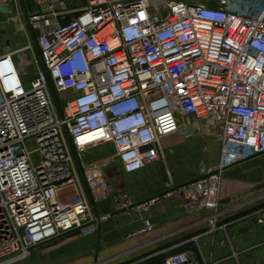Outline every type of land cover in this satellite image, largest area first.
Wrapping results in <instances>:
<instances>
[{"label": "built area", "instance_id": "1", "mask_svg": "<svg viewBox=\"0 0 264 264\" xmlns=\"http://www.w3.org/2000/svg\"><path fill=\"white\" fill-rule=\"evenodd\" d=\"M9 3L0 17L18 40L0 31V264L171 197L206 211L208 234L225 230L224 170L264 154V0ZM196 136L221 148L200 176L141 202L116 181L115 167L136 172ZM104 145L113 152L85 159ZM105 199L115 209L94 210ZM142 221L133 235L154 230ZM146 264L213 263L177 250Z\"/></svg>", "mask_w": 264, "mask_h": 264}, {"label": "crops", "instance_id": "2", "mask_svg": "<svg viewBox=\"0 0 264 264\" xmlns=\"http://www.w3.org/2000/svg\"><path fill=\"white\" fill-rule=\"evenodd\" d=\"M206 142L212 149L219 147L216 166L220 144L200 136L176 144L175 149L165 152V159L136 172L127 173L119 166L114 173L119 172L123 187L135 200L146 201L180 178L185 182L200 176L205 169L198 168L192 177L186 166L189 167L192 153L203 154ZM103 147H96L95 153L105 155ZM220 194L218 222L225 230L219 233L208 234L206 211L189 212L178 201L163 199L147 211H122L93 232L87 230L90 234L75 229L38 245L30 264H146L177 250L203 255L213 264H264V154L226 168ZM114 209L112 199L97 202L94 207L100 212ZM144 217L154 220V230L133 235Z\"/></svg>", "mask_w": 264, "mask_h": 264}, {"label": "rangeland", "instance_id": "3", "mask_svg": "<svg viewBox=\"0 0 264 264\" xmlns=\"http://www.w3.org/2000/svg\"><path fill=\"white\" fill-rule=\"evenodd\" d=\"M80 3V2H79ZM6 27H8V25L6 24V22L4 21V20H2V17H0V31L1 30H3V28H5L4 29V39H11V40H13V41H16V40H18V38H17V36H16V34H15V31H14V29L12 28V27H8L7 29H6ZM196 137H200V136H196ZM191 139V138H190ZM190 139H187V140H184V141H182V142H179V143H185V142H188V141H190ZM206 145H205V148H204V152H203V154L202 155H197V154H194L193 155V153H192V155H190L191 156V161H190V164H189V167H187L186 166V168H189V171H190V173L192 174L191 176L193 177V175L195 174V172H196V170L198 169V168H203V169H205V170H209V168L211 167H213L215 164H214V161H216V157H217V155L219 154V147L217 146V149L215 150V148L214 149H212L210 146H209V143H205ZM30 147H31V149H35L36 148V145H34V144H31L30 145ZM102 146H100V148H101ZM111 147V146H110ZM105 147V145H104V151L103 152H105L104 154L105 155H100L101 153H95V152H97L98 150H96V148H94V149H90L88 152H87V154H86V156H85V159L87 160V161H93V160H95V159H98V158H100V157H103V156H106L107 154H109V153H112L113 152V147ZM173 149H175V145H172L171 146V149L170 150H168V149H166V151L165 152H168V151H172ZM215 151H217V152H215ZM220 153H221V150H220ZM166 156V155H165ZM33 157H34V161L36 162V163H38L39 162V160H40V154H39V152H34V155H33ZM167 157V156H166ZM220 157V156H219ZM165 159V158H164ZM202 159V160H201ZM201 168V169H202ZM194 173V174H193ZM116 176V181H118L121 185H122V182L120 181V177H119V172L115 175ZM198 177V176H197ZM195 178V177H194ZM182 181H184L183 179H178V180H176V181H174V183H173V185H179V184H181V182ZM183 183V182H182ZM171 199H175V198H172L171 197ZM176 201H178L177 199H175ZM153 207V206H152ZM152 207H150V208H152ZM149 208V209H150ZM80 230H82L81 232H83V233H81V234H84V235H87V234H90V232H88L87 230H89V231H91L90 229H88L87 228V226H85V227H82V228H80ZM91 232H93V231H91ZM91 235H93V234H91ZM34 251V250H33ZM32 251V252H33ZM32 254L33 253H31L29 256H27L26 258H23V259H21V260H19V263H25V264H30L32 261ZM93 254V253H92Z\"/></svg>", "mask_w": 264, "mask_h": 264}, {"label": "water", "instance_id": "4", "mask_svg": "<svg viewBox=\"0 0 264 264\" xmlns=\"http://www.w3.org/2000/svg\"><path fill=\"white\" fill-rule=\"evenodd\" d=\"M12 11V4L0 5V13H10Z\"/></svg>", "mask_w": 264, "mask_h": 264}]
</instances>
